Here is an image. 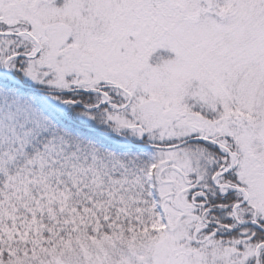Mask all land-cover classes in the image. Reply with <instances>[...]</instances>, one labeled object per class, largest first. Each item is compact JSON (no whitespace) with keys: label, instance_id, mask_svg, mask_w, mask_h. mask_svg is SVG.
I'll return each mask as SVG.
<instances>
[{"label":"snow or ice","instance_id":"6c2138e0","mask_svg":"<svg viewBox=\"0 0 264 264\" xmlns=\"http://www.w3.org/2000/svg\"><path fill=\"white\" fill-rule=\"evenodd\" d=\"M0 264H264V0H0Z\"/></svg>","mask_w":264,"mask_h":264}]
</instances>
